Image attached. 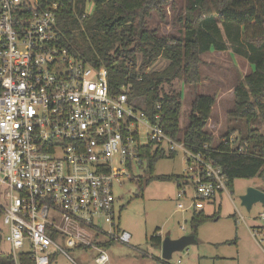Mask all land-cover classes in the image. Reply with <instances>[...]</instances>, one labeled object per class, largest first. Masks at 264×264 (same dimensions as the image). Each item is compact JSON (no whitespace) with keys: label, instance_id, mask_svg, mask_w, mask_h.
<instances>
[{"label":"built area","instance_id":"built-area-1","mask_svg":"<svg viewBox=\"0 0 264 264\" xmlns=\"http://www.w3.org/2000/svg\"><path fill=\"white\" fill-rule=\"evenodd\" d=\"M62 5L0 0V218L16 264L21 252L36 264H51L56 254L75 263L70 253L77 248H94V264H111L98 244L132 239L115 222L113 186L134 179L127 171L146 159L148 147L183 152L187 168L177 196L190 204L180 202L182 211L204 210L230 191L210 155L214 146L199 150L184 133L170 135L161 114L148 116L130 99V85L112 94L104 66L59 44ZM221 142L243 150L235 133ZM259 220L252 235L261 243L264 213Z\"/></svg>","mask_w":264,"mask_h":264},{"label":"trees","instance_id":"trees-1","mask_svg":"<svg viewBox=\"0 0 264 264\" xmlns=\"http://www.w3.org/2000/svg\"><path fill=\"white\" fill-rule=\"evenodd\" d=\"M85 1L38 0L42 8L53 2L63 4L57 16L59 44L78 59L104 66L112 94L121 92L123 85H130V99L138 100L148 116L161 114V124L172 136L182 132V85L197 87L201 81V56L232 48L246 57L253 69L235 86V108L229 116L248 126L245 133L241 132L242 127L233 126L225 134L239 131L243 150H234L230 142L214 146L216 137L207 129L216 104V96L211 94L195 95L183 135L192 148L214 146L210 155L223 167L230 193L239 178L264 179V133L254 125L259 120L264 122V0H185V12L179 18L183 32L171 36H161L158 29L149 26L152 13L162 16L164 6L171 0H92L95 12L84 16ZM145 153L150 166L158 159L176 155L151 147ZM182 179L183 175H153L148 181H176L179 185ZM219 214L220 211L211 216L204 210L195 212L192 234L196 237L198 228L218 219ZM158 232L159 229L150 239L153 246L161 248ZM104 244L113 242L98 245ZM18 263L36 264L28 252L18 255ZM0 264L16 261L11 253L0 251Z\"/></svg>","mask_w":264,"mask_h":264},{"label":"rangeland","instance_id":"rangeland-1","mask_svg":"<svg viewBox=\"0 0 264 264\" xmlns=\"http://www.w3.org/2000/svg\"><path fill=\"white\" fill-rule=\"evenodd\" d=\"M95 8L92 0L85 1V12L88 15H93ZM184 12L185 0H171L164 6L162 16L157 12L152 13L149 26L158 29L161 36L180 35L183 26L179 18ZM201 59V81L197 87L182 85L181 133L188 126L195 95H214L216 104L207 129L216 137L214 146H217L221 143L222 136L233 126L242 127L241 132H246L247 123L232 121L229 113L235 108V86L252 71L253 66L246 57L234 52L232 48L205 53ZM157 67L161 68L162 65ZM254 125L264 133V122L259 120ZM235 134L238 136L239 131ZM186 168L184 154L178 151L175 157L158 159L151 166L146 159L142 163L136 162L127 171L129 177L133 176L134 179L125 177L122 184H114L113 193L117 199L115 222L120 230L132 235L130 244L115 242L109 248L112 258L123 261L119 264H126L131 259H137L143 264H154V255H162V250L154 248L150 239L157 229L164 239H177L193 232L191 219L194 210L190 208L185 212L180 209V202L189 207L190 201L178 198V183L148 181L153 175H183ZM234 186L233 193H223L217 197L216 204L205 207V214L211 216L214 208H218L221 202L219 218L203 223L197 231L198 243L188 245L182 251H175L168 260L171 264H264V241L260 243L252 235V227L259 225L260 214L264 213V204L256 202L251 209H247L241 200L250 187L264 191V179L260 176L252 179L239 178ZM2 190L0 188V203L4 201ZM5 233L6 227L0 218V251L9 253L11 245L4 238ZM70 255L76 264H83L76 253L71 252ZM128 264L131 262L128 261Z\"/></svg>","mask_w":264,"mask_h":264},{"label":"water","instance_id":"water-1","mask_svg":"<svg viewBox=\"0 0 264 264\" xmlns=\"http://www.w3.org/2000/svg\"><path fill=\"white\" fill-rule=\"evenodd\" d=\"M242 204L251 209L254 203L261 202L264 204V191L258 188L250 187L248 191L241 197ZM197 239L194 235L183 236L177 239L166 237L162 242V258L170 260L175 251H182L188 245L196 244Z\"/></svg>","mask_w":264,"mask_h":264},{"label":"crops","instance_id":"crops-1","mask_svg":"<svg viewBox=\"0 0 264 264\" xmlns=\"http://www.w3.org/2000/svg\"><path fill=\"white\" fill-rule=\"evenodd\" d=\"M222 196V195H221ZM216 202V200H214V201H212V202H210V203H208V204H206V206H208V205H212V204H216L215 203ZM179 205V204H178ZM205 206V207H206ZM220 207H221V202L219 203V206H218V208H217V206H216V208H214V213L213 214H215V213H217V212H221V209H220ZM220 209V210H219ZM186 212V211H185ZM158 235H160L161 236V238H162V242H163V236L160 234V231L158 232ZM190 235H193L192 233L190 234ZM196 239H197V236H196ZM197 243H198V241H197ZM196 243V244H197ZM235 243H237V240L235 241ZM114 244H104L103 245V247H104V249L109 253V248H111L112 246H113ZM237 245V244H236ZM154 248H156V249H158V250H162V247L161 248H157V247H155V246H153ZM71 252H73V253H76V255L78 256V258L82 261V263L83 264H94V257H95V255H96V250L93 248V249H90V248H86V249H83V248H77V249H73ZM110 255V254H109ZM153 259H154V264H166V263H164L163 261H162V255L160 254V255H157V256H155L154 255V257H153ZM118 260H119V258H118ZM118 260H116V259H114V258H112V256L110 255V263L111 264H119V262L120 263H122L123 261H118ZM164 260V259H163ZM128 261H130L131 262V264H143L141 261H139V260H137V259H131V260H128ZM128 261H126V264H128ZM165 261H167V260H165ZM61 262H67V263H70V264H75V263H73V262H71V260L70 259H68L66 256H64V255H61V254H56L55 256H54V259H53V261H52V263L51 264H60ZM171 264V263H170Z\"/></svg>","mask_w":264,"mask_h":264}]
</instances>
